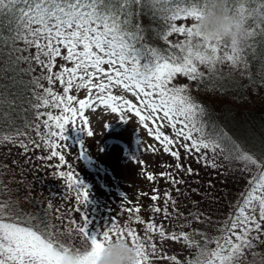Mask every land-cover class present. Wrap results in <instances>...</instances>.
Masks as SVG:
<instances>
[{"label":"snow or ice","instance_id":"1","mask_svg":"<svg viewBox=\"0 0 264 264\" xmlns=\"http://www.w3.org/2000/svg\"><path fill=\"white\" fill-rule=\"evenodd\" d=\"M145 7L165 13L162 19L166 30L161 34L167 44L164 49L145 46L141 25L133 23L137 13ZM205 8L206 0H0V12L12 15L15 24L14 28L9 26L14 33L9 40L12 44L23 41L25 45L24 49L15 51L35 49L28 56H16L13 63H35L41 69L40 75L31 81L35 100L31 106L39 122L25 127L37 132L42 145L32 140L29 143L36 148H47L50 152L47 159L58 158L61 164H65V156L59 151L65 145L57 143V140H67L65 133L69 125L92 137L94 132L86 110L107 108L125 122V113L135 115L148 129L149 135L154 134L164 152L177 161L175 169L179 171H184V166L179 163L180 148L189 154H200L198 162H208L212 167H218L215 156L209 160L207 151L202 150L213 153L227 151L229 155L225 158L243 161L244 170H249V164L257 169L248 182L249 188L242 195L241 203L218 229L220 235L212 239L204 233H166L163 225H156L151 220L145 222L139 215L133 222L145 224L144 237L135 228L127 225L121 228L113 221L92 231V222L83 211L89 199L88 187L72 171H60L58 175L66 179V187L73 189L77 193L76 199L85 206L75 209L81 213L83 223L73 220L75 227L69 232H78L87 242V247L74 248L58 242L49 231L46 218L41 217L35 223L31 217L22 220L13 215L10 204L0 203V264H61L71 252L77 255L76 264H95L94 258L99 257L113 236L129 241L136 248L137 264H148L150 254L154 256L157 253V245L147 233H158L161 240H183L195 246L198 252L189 264H236L244 250L253 247L252 240L259 238L253 233H264V162L211 124L206 106L191 95L188 85L174 86L172 82L179 74L202 83L205 73L200 71V66L207 67L209 74L215 73L216 65L224 62L233 67L241 64L247 67L245 53L254 47L250 41L264 36V0H226L225 11L241 17L246 24L247 35L242 45L233 41L230 51L223 55V43L207 39L196 26ZM189 19L194 23H181L179 26L175 23ZM173 33L185 39L172 43L169 37ZM58 59L65 63L57 69ZM21 71L30 75L35 69L29 67ZM43 81H47V87ZM57 83L62 92L55 90ZM116 87L131 92L137 102L115 94L113 89ZM80 89L87 90L83 99L73 94L74 90ZM149 122L154 127H150ZM165 122L172 129L171 136L162 131ZM41 123L46 129L43 134L39 131ZM23 135L25 133L16 129L14 133L0 136V140L12 144L18 142L22 149L28 151V144L18 141V137ZM83 154L82 149L79 156ZM134 159L137 160L136 157ZM137 162L143 163L142 160ZM192 173L193 169L188 167L187 174ZM159 175L167 177L173 186L184 182L170 172ZM147 179L153 181L155 176L148 173ZM153 191L157 192L156 189ZM151 199L157 201L160 196L154 194ZM169 202L176 203L171 193L165 191L163 213L166 218ZM130 211L138 214L140 208ZM153 211L159 213L162 209L156 206ZM196 235L201 237L199 241L195 239ZM209 244L215 247L209 248ZM169 259L180 264L175 256Z\"/></svg>","mask_w":264,"mask_h":264},{"label":"trees","instance_id":"2","mask_svg":"<svg viewBox=\"0 0 264 264\" xmlns=\"http://www.w3.org/2000/svg\"><path fill=\"white\" fill-rule=\"evenodd\" d=\"M164 15L165 13L151 7H145L137 13L133 23L141 25L145 46L160 49L167 47L165 40L161 38L162 32L166 30L165 22L162 19ZM175 23L178 26L181 23L191 25L194 21L189 19V21L182 20ZM10 25L12 28L15 27L12 15L0 12V98H2L0 99V136L14 133L16 129L21 130L25 135L18 137V141L23 140L28 144V151L22 149L18 142L12 144L0 140V203L10 204L13 215L22 220H28L31 217L33 218L32 222L35 223L39 222L41 217L46 218L50 225L49 231L53 233L58 242L74 248H84L86 246L84 243L87 242L78 232H69V229L75 227L72 223L73 220L83 223L81 213L75 209L85 206L76 199L77 193L66 187V179L58 175L60 171H72L81 180H84L81 174L73 170L72 166L75 163L77 166L84 160V156H79L81 151L69 146L70 125L65 133L67 140H57V143L65 145L59 149L66 161L65 164H61L58 159L61 169L47 160L49 152L47 148L43 146L36 148L29 143L32 140L42 145L37 132L32 128L25 127L26 124L39 122L36 120L35 110L31 106L35 103L31 81L35 76L40 75L41 69L35 63L31 65L27 62L13 63L16 56H28L30 53H34L35 49L16 52L15 49H24L25 45L23 41L12 44L9 40L10 35L14 34L10 31ZM183 39L185 37L177 33H173L169 37L172 43ZM3 41H8V43L5 44ZM250 43H254V47L245 53L247 67L243 64L233 67L228 62H224L216 65L215 73L209 74L207 67L200 66V71L205 73L202 83L190 81L187 77L178 74L176 82H172V84L174 86L188 85L191 95L206 106L211 124L222 130L246 152L264 162V105L255 102L253 105L249 104L251 91L264 89V36L257 37ZM225 51H230V45L223 43L221 55ZM64 63L62 59H58L57 69ZM29 67L35 69L30 75L21 71V69L26 70ZM43 83L46 87L48 86L47 81H43ZM54 88L57 92L63 91L59 83ZM76 92L74 90L73 94ZM196 94L200 96L204 94L208 99L200 100ZM75 95L77 96V94ZM41 111H47V109H41ZM39 131L41 134L46 131L42 123ZM180 149L184 156L192 157L193 170L197 169V173L195 175L187 174V167H184V171L177 170L176 173L186 182L193 183L194 190L184 191L183 187H179V185L170 186L168 180L163 195L165 191L170 192L176 201L175 205L171 202L168 203L169 215L166 218L163 213L164 201L161 205L158 204L162 209L159 213L153 211L156 206L146 203L149 212L146 218L156 225L164 224L165 231L172 229L180 233H204L208 239H212L220 235L218 229L223 226L230 215L235 212L236 206L241 203L242 195L248 191V182L257 170H244L245 163L243 161L234 158L226 159L225 157L229 155L227 151L217 150L216 153H213L202 150L207 151L209 160L215 156V163L218 167H212L208 162H198L200 154H189L183 148ZM247 167L248 169L252 168L251 166ZM249 172L250 177H244L243 180V175L245 176ZM84 182L86 185L85 180ZM95 200L91 201L92 206L95 205ZM194 204H198L202 210L206 209V214L204 215L202 212L198 216L199 219L194 218V208L192 207ZM49 205L51 206L49 207ZM91 205H86L83 208L88 216L93 217L94 212L97 216L107 213V211ZM119 206L116 201V209ZM185 222H187V228L182 230ZM195 239L199 241L201 237L196 235ZM184 244L185 249L181 255L158 252V254L149 257L148 264H175L169 259L172 256H175L180 264H189L196 257L198 249L186 242ZM208 247L212 248L215 245L209 244Z\"/></svg>","mask_w":264,"mask_h":264},{"label":"rangeland","instance_id":"3","mask_svg":"<svg viewBox=\"0 0 264 264\" xmlns=\"http://www.w3.org/2000/svg\"><path fill=\"white\" fill-rule=\"evenodd\" d=\"M176 80L175 78L173 83ZM113 90L115 94L123 95L134 103L137 102V98L131 92L125 91L120 87H116ZM75 94H77L79 99H83L87 95V90L80 89ZM250 96V105H253V102L264 105V89H257L255 92L251 91ZM196 97L200 100L208 99L204 94L201 96L196 94ZM86 115L89 117V124L94 135L88 137L85 131L70 125L69 146L72 149L84 150V160L77 166L76 163L72 166L73 170L81 174L86 181L89 191L87 206L91 205L93 199H96L94 201L96 206H91L107 211L104 215L100 214V216H97L94 212L92 214L93 217L88 216L92 222L90 228L92 231H97L102 225L107 226L110 221H113L121 228L125 225L135 228L137 233L144 237L146 235L145 224L134 223L133 220L136 215H139L143 221L148 222L146 218L149 214L147 204L158 206L164 201L163 192L169 179L159 174L170 172L178 176L176 173L177 169H175L177 161L170 154L164 152L163 147L155 139L154 134L149 135L148 129L141 124L135 115L125 113L127 122L120 120L118 114L111 113L107 108H100L99 111L86 110ZM105 124H108L107 128H105ZM149 126L154 127L150 122ZM162 131L170 136L173 134L172 129L167 126V122H165ZM153 148L156 150L153 151ZM48 155H50V152H48ZM180 156L179 163L184 167L193 169L192 157L184 156L181 149ZM135 157L137 158L136 161ZM141 160L143 161L142 164L137 162ZM49 161L52 165H59L58 158H52ZM162 165H171L172 167H162ZM248 166L252 167L249 168V171L251 169L252 171L257 170L255 165L249 164ZM58 168H60V165ZM148 173L155 176L153 181L147 179ZM196 173L197 169H194L192 174L195 175ZM194 175L192 176L194 177ZM244 177H250V172L245 176L243 175V180ZM179 178L184 181L181 184H177L179 187H183L184 191L194 190L193 183L190 181L186 182L182 177ZM84 180L82 181L84 182ZM168 185H173L170 180ZM154 189L157 192H154ZM195 190L197 191V188ZM154 194H158L160 199L153 201L151 197ZM116 201L120 205L118 209L115 207ZM136 207L140 208L138 214L130 211V209H135ZM192 207L194 208V218H197L202 212L204 215L206 214V209L203 208L202 210V207H199L198 204H194ZM187 222L184 223L182 230L187 228ZM177 226H180V224H177ZM173 232L175 231L172 229L166 231V233ZM175 233L178 235L180 232ZM157 234L147 233V235L152 236L153 241L157 245L156 254L158 252H170L179 256L184 252V241L161 240L160 236L157 237ZM256 235H259V238L252 240L253 247L245 249L243 256L236 261V264H264V233H253V236ZM115 238L116 236H113V239ZM84 244L87 246V243ZM149 252L151 253L150 249ZM150 256L152 255L150 254Z\"/></svg>","mask_w":264,"mask_h":264},{"label":"clouds","instance_id":"4","mask_svg":"<svg viewBox=\"0 0 264 264\" xmlns=\"http://www.w3.org/2000/svg\"><path fill=\"white\" fill-rule=\"evenodd\" d=\"M225 7L226 0H206V8L196 26L212 42L231 46L235 41L242 45L247 35L246 24L240 16L225 11ZM94 259L95 264H137V250L129 241L117 236L107 242L99 257ZM76 261V253L71 252L61 264H76Z\"/></svg>","mask_w":264,"mask_h":264}]
</instances>
